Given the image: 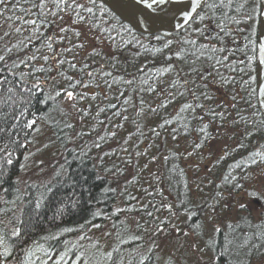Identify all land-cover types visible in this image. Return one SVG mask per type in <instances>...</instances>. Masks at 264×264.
Returning <instances> with one entry per match:
<instances>
[{"label":"trees","instance_id":"16d2710c","mask_svg":"<svg viewBox=\"0 0 264 264\" xmlns=\"http://www.w3.org/2000/svg\"><path fill=\"white\" fill-rule=\"evenodd\" d=\"M207 2L212 3L213 0ZM5 3L7 7L0 12V37H3L0 40V55H4L10 65L12 60L19 63L29 49L35 51L39 48L35 62L39 66L43 63L39 56L46 53L47 49L34 36L33 43L28 48H23L30 33L16 31V28L23 27V20L16 19L23 15L20 8L30 5H26L25 0H5ZM15 5L19 6L14 7ZM49 7L56 11L51 4ZM251 7L249 3L248 8ZM216 15L219 16V13ZM65 20L71 24L68 17ZM198 26L199 24L193 25ZM73 27L80 32V36L69 33L65 40L58 41L54 47L83 44V48H73L72 53L64 54L66 63L61 70L65 75L76 77L78 70L87 64L84 71H93L95 75V80H85L89 86L83 89L85 99L78 102L77 107L81 110L79 116L67 103L58 106L52 102L45 104L33 101L31 113H38L42 118L32 129L25 128V121L36 117L25 115L19 121L13 119L18 115L17 103L21 100L17 76L7 71L0 74V128L4 129L0 132V149H4L0 152V157L11 153L13 160L11 165L4 166L5 170L0 175V209L4 210L0 211V221L4 222L0 228L4 229L5 239L14 250L10 264H158L154 249L144 248V239H138L140 235L125 224L124 216L129 211L128 208L122 209L123 204L119 200L123 186L126 192L136 195L137 200L145 196L144 202L139 204L146 205L152 198L155 187L150 185L146 188L143 184L140 186L132 179L119 186L117 178L121 177L120 174L128 166L134 163L140 166L143 160L153 158L155 165L164 172L166 183L162 188L175 193L177 207L187 213V220L191 224H199L201 206L215 204L217 193L232 192L236 182L244 185L255 169L264 167V160L255 155L257 152L264 153V120L255 107H250L241 99L246 98L247 93L240 83L239 72L220 68L224 76L234 77L235 82L229 83L226 88L218 87L219 80L213 73L208 79L215 83H209L208 89L203 88L198 75L189 73L191 67L204 70L210 63L206 57L196 59L199 56L196 49L206 40L194 32L190 35L182 33L181 36L184 40L196 39V46L178 41L175 33L172 37L173 44L160 54L154 49L161 48L162 44L152 39L153 35L138 33L129 24L121 19H114L111 15L103 23H98V28L94 27L92 31H88L84 25ZM238 27L244 28L246 25ZM124 28H130L131 32ZM85 29L92 35L83 36ZM46 31L50 33L51 29ZM5 33L9 35L5 36ZM56 35L63 34L57 32ZM242 40L243 36L238 37L236 44H241ZM178 43L184 50L180 58L173 55L178 50ZM212 43L215 44V41ZM5 46L11 48L12 52L8 53ZM93 49L100 54H94ZM73 56L76 57L75 60ZM170 56L171 59L165 63ZM241 58V54L237 53L235 58L230 56L229 62L236 63ZM68 61L76 63L77 69L69 68ZM169 64L172 65L171 71L158 74L160 69ZM20 70H24V65L20 66ZM18 71L13 70L16 73ZM101 71L110 72L111 75L101 76ZM57 80L61 81L59 86L64 87L66 81L59 76ZM105 80L107 84L104 83ZM184 80L189 83L184 85ZM128 81L132 83L129 84ZM154 83L155 91H148ZM184 87H196L198 94L200 91H207L213 99L205 101L201 98L205 108L211 107L217 112L225 113L223 118L205 117L204 123L208 124L206 134L199 131L203 124L192 120L189 113L179 112L182 103L191 100V94L186 97L176 95L170 103L160 94L165 88L175 94L183 91ZM9 89L12 91L9 92ZM232 95H236L235 101L231 99ZM141 100L143 104L140 103ZM3 101L7 103H2ZM162 103L167 106L158 107ZM250 103L258 106L255 97ZM111 104H116L117 108L112 109ZM223 105L227 107L224 108ZM151 109L157 110L153 112ZM116 111L120 112L119 116L114 115ZM74 117L78 118L77 121H86L88 126L81 133L74 134L76 137L72 136L75 131ZM42 120L47 121L54 142L62 152L61 163L48 180H22L21 165L27 143ZM165 120L171 122L164 124ZM66 124H71L72 127H65ZM77 138H81L83 143L80 144ZM222 139L225 143L214 151L213 144ZM95 144L100 147H95ZM197 144L200 147H196ZM253 158L257 160L256 164L251 163ZM185 160H190L198 168L205 167L198 180L201 184L194 186L195 196L201 197V189L205 193L210 187L209 190H212V196L215 197L212 201H196L192 198L195 196L184 171L187 166ZM237 164L240 167H236ZM225 177L228 180L235 177L236 180L229 184ZM240 190L236 189L235 193ZM126 192L124 203L132 207L136 201L130 199ZM161 196L163 194L159 193L158 197ZM166 200L162 201L167 203ZM37 203L40 204L39 208L36 207ZM167 204L172 203L168 201ZM152 213L156 217L158 211L153 210ZM104 224H108L110 233L106 242L98 241L92 236L93 231ZM14 227H21L20 238L10 235ZM231 230L236 232V238L234 243L231 242L230 257L237 253V246L243 248L242 252L248 253L246 261L264 251L261 229L244 228L240 224ZM221 235L216 233L218 242L223 238ZM217 240L211 245V252L217 251ZM217 247L226 252L221 244ZM180 261L188 264L187 259Z\"/></svg>","mask_w":264,"mask_h":264},{"label":"snow or ice","instance_id":"6c2138e0","mask_svg":"<svg viewBox=\"0 0 264 264\" xmlns=\"http://www.w3.org/2000/svg\"><path fill=\"white\" fill-rule=\"evenodd\" d=\"M110 0H25L26 5L30 7H21L20 11L23 13L22 16L16 19L23 20V27L16 28L17 32L22 30L28 31L30 36L27 43L23 44V48H28L29 44L33 43V36L39 42H41L42 47L47 49V52L41 54L39 59L43 61L39 66L35 63L38 59L37 53L40 49L37 48L35 51L29 49V52L25 55L23 59L19 60L17 63L12 60L11 64H8L6 57L0 55V74L7 71L17 76V84L20 87L21 100L17 103L18 115L13 117L14 120L19 121L25 115H34L36 118L29 119L25 121L24 127L27 129H32L42 117L38 113H31V107L33 101L36 103H56L58 106L62 103H67L73 110L76 111L77 115L80 114V109L77 107L78 102L85 99L83 94V89L87 88L89 85L85 83L86 79L95 80V75L93 71L85 72L84 69L88 67L84 64L79 70L76 77L72 75H65L64 71L61 70L62 65L66 63L65 53H72L73 48H83V44L70 45L65 48H56L54 45L58 41H63L68 37L69 33H74L77 37L80 36V32L76 30L75 26L84 25L87 27L88 31H92L94 27L98 28V23H103L108 16H113L114 19H119L113 12V8L121 11L122 14H130L131 18L135 21L137 25L141 22L146 25L151 32H153L152 39L162 44L161 48H155L156 53L163 54L164 50L169 49L173 44L174 40L171 36L165 34L161 35L162 30H167V32H176V39L183 44H189L192 46L197 45L196 39L184 40L181 34L190 35L191 32L196 33L200 37H204L206 42L200 44L196 52H199V56L196 57L199 60L201 57H206L210 62L207 68L201 70V68L191 67L189 68V73L193 75H198L204 89H208L209 83H215V81H209V77L215 73L217 79L219 80L218 87L226 88L229 83L235 82L234 77H226L220 72V68H229L232 72H239L241 74L240 83L242 84L247 97H241L248 103L250 107H255L256 111L264 113V79H262V69H264V0H213L212 3H208L207 0H111V7L109 6ZM251 3L252 7L249 9L248 5ZM52 5L56 11L52 10ZM15 5L14 7H18ZM7 7L5 0H0V12H2ZM207 9V11H205ZM219 13V16L216 13ZM99 14V15H98ZM33 17V18H25ZM65 17L71 20L69 24ZM11 19V17H9ZM111 21H109L110 23ZM64 26L61 27L60 25ZM199 24L198 27H193V25ZM240 25H246V27H238ZM121 27H124L121 25ZM43 29V30H42ZM47 29H51V32H47ZM125 31L131 32L130 28H124ZM177 30H179L177 32ZM59 32L63 35L57 36L56 33ZM9 33H5L8 36ZM243 36L241 44H236L238 37ZM3 37H0L2 40ZM215 41V44L212 43ZM8 53L12 52L11 48H7ZM176 51L173 55L177 58L181 57L184 51L180 47V43L177 44ZM93 53L99 55L95 49ZM237 53L241 54L242 58L236 63H230V56L235 58ZM195 55V53H193ZM10 58V57H9ZM73 56V60H75ZM171 59V56L165 60V63ZM24 65V70H20V66ZM68 67L76 70L77 64L68 61ZM19 70L18 73L13 72V70ZM172 70V65L169 64L168 67L159 70L158 74L169 72ZM251 73H254L251 74ZM101 76H110V72L99 73ZM179 75V73H178ZM57 76L61 77L66 83L64 87H60V80H57ZM244 77H247L246 79ZM205 81H208L205 83ZM107 84V80L104 81ZM132 83V81H128ZM161 83H163L161 81ZM184 85H187L189 81L184 80ZM195 85V80L192 81ZM99 87V85H97ZM110 88L111 85H108ZM171 87V85L169 86ZM12 89H9L11 92ZM148 91H155V83L149 87ZM47 92V95L45 93ZM54 93V94H53ZM39 94V96L37 95ZM165 100L170 103L171 99H175L176 95L186 97L191 94V100H186L182 103L179 112L189 113L191 119L203 124V127L199 129L201 133H205L208 128V124L204 123L205 117H211L215 119L216 117H224V111L217 112L215 109L208 107L205 108V104L201 101L212 100L213 97L208 94L207 91H200L199 94L196 91V87L187 88L184 87L183 91H178L175 94L169 92L168 89H162L161 93ZM121 95H123L121 93ZM255 97L258 100V106L251 105V99ZM62 98V99H61ZM231 99L235 101L237 99L236 95H232ZM2 103H7L3 101ZM13 103H16L15 101ZM127 103V100L125 101ZM143 104V101H140ZM23 105V106H21ZM166 103L158 105V107H166ZM235 107V104L232 105ZM112 109H116V104H111ZM224 108L227 105H223ZM157 109H151L155 112ZM103 111V109H101ZM114 115L119 116L120 112H114ZM171 121L165 120L164 124H168ZM163 126V125H161ZM65 127H72L71 124H66ZM4 129L0 128V132ZM110 135H115V133H110ZM100 139H103L101 137ZM95 147H100L99 144H95ZM196 147H200L197 144ZM127 151V149H124ZM4 149H0L3 152ZM139 155V153H137ZM256 156H260L261 160H264V153H255ZM0 175H2L5 165H11L13 160L11 158V153H8L4 157H0ZM252 164H256L257 160L255 158L251 161ZM23 168L24 165H21ZM145 167H147L145 165ZM236 167H240L239 164ZM119 171V169H118ZM236 178L232 177V180H228L225 177V181L229 184L235 181ZM236 189H244L242 182H236L234 189L229 193V196L235 195ZM246 194L250 197H259L260 193L254 188L244 189ZM147 193V190L145 189ZM222 193H217V197H222ZM130 199L136 200V197L131 196ZM220 199H216L215 204L209 206L212 213H215L216 207L219 206ZM36 207L39 208L40 204L37 203ZM140 207L146 208L147 205L141 204ZM153 207H155L153 205ZM246 204L240 203L239 208L245 209ZM167 209L172 213V216L178 215V210H173L172 205L165 202H161L159 208ZM0 211H4L0 209ZM122 211V209H118ZM149 217L153 218L154 227L150 229L152 236L150 243L155 248H160L159 241L167 239L165 233L170 236L172 233L188 235L189 233H181V229L175 226L166 228V224L171 223V218H166L165 220H158L157 217L153 216L151 211L146 213ZM15 218V217H14ZM213 217L209 216V220ZM4 222L0 221V225ZM6 227V225H5ZM94 227H99V225H94ZM214 230L220 232L221 229L214 225ZM70 231V229H69ZM146 231H149L146 229ZM12 237L20 238L22 235L21 227H14L10 233ZM140 237H138L139 239ZM192 247L199 251V247L193 243ZM0 264H10L13 257V248H11L4 235V229L0 228ZM49 259H53L49 257ZM150 259V258H147ZM211 259H214L211 258Z\"/></svg>","mask_w":264,"mask_h":264},{"label":"rangeland","instance_id":"374dc122","mask_svg":"<svg viewBox=\"0 0 264 264\" xmlns=\"http://www.w3.org/2000/svg\"><path fill=\"white\" fill-rule=\"evenodd\" d=\"M5 27L8 26L5 25ZM89 34L91 33H89L86 29L83 31V36L89 37ZM99 43L101 44L102 42ZM73 119L74 121H72L75 124V131H73L72 136L76 137L74 134L81 133V130H86L88 126L86 121H77L76 119L78 118L75 117ZM79 129L80 131H78ZM77 140L80 141V144L83 143L81 138H77ZM224 143V139L218 140L215 144H213L212 149L217 151ZM152 154L153 152H151V155ZM61 157L62 152L54 142L49 125H47V121H40L32 135V138L29 143H27V149L22 164L24 167L22 174H20L21 179H29L33 181L48 180L53 171L59 167ZM152 160L153 158L145 159L141 162L140 166L136 163L128 166L124 173L120 174L121 177L117 179L119 186H121L120 183L124 184L128 180L132 179L135 183H139L140 186L143 184L146 188H149L150 185L155 187L152 198L146 203V208L142 209L140 207L141 204H139L140 202H144L145 196H141V198H143L142 201L141 198L139 200L136 198V202L132 205V207L124 203L126 201L124 194L126 189H123L125 188L123 186H121L123 191L120 193L121 195L119 196V200L121 204H123L122 209L128 208L129 211L124 216L126 219L125 224L128 225L130 230H135L138 235H140V238L144 239V248L154 249L158 264H166L167 262L169 264H181L182 262L180 260L183 258L187 259L188 264H264V251L254 255L246 261L245 258H249L248 253L246 251L242 252L243 248L237 246L235 247L237 253L234 257H230L231 242L234 243V238H236V232L231 229L237 225L242 224L244 228L248 227L261 229V231H263L262 237L264 243V167L255 169L251 178L244 184V189L251 190L254 188L257 190L260 193L259 197L254 198L248 196L244 189H241L233 196H229V191H221L220 193H222L223 196L217 198L220 199V204L216 207L215 213L211 212L209 205L201 206L200 223L191 224L187 220V213L183 212V210H179L177 207L175 193H171L166 188H162L166 183V180L164 179V172L161 171L160 167L157 164L155 165ZM185 164L187 166L184 171L188 178V182L191 184L190 188L193 190V195L195 196L196 187L194 186H199V184H201L198 180L201 178V173L205 167L201 166V168H198L197 165L193 166V163H191L190 160H185ZM191 164L192 166H189ZM145 165L147 167H145ZM157 189H159V191ZM209 189L211 188L209 187L205 193L204 191L202 192L201 189V197H198L197 195L192 198L196 199V201L199 199L203 201H205V199L206 201H212L215 197L212 196V190ZM126 193H128L130 197L133 196L130 192ZM159 193L163 194V197H158ZM134 197H136V195H134ZM164 199H167L172 203L171 205L173 210H178V215L172 216L170 211L160 208L158 213L155 214L158 220H165L170 217L171 223L166 224V228L175 226L181 229V233L189 234L182 235L172 233L168 236L167 233H165L167 239L159 241L161 245L160 248H155L150 243L152 236L150 229L154 227L153 219L146 213L159 208L161 202H163L162 200ZM167 200L166 202L168 203ZM240 203L246 204L247 207L245 209L239 208ZM153 205L155 207H153ZM209 216H212L213 219L209 220ZM214 225L221 229L219 234H222L221 238H223L219 242L216 237L217 232L214 230ZM146 229L149 231H146ZM108 230V224H104L96 231L94 230L92 236L98 239V241L102 240V242H106L110 237ZM216 240L217 246L221 244L226 249V252H222L220 247L217 246V251L215 253L211 252L210 247L211 245H214L213 243ZM206 241L210 242L207 243ZM193 243L199 247V251L192 247ZM169 257L176 259V261ZM213 257L214 259H211ZM225 257H227V259L224 260Z\"/></svg>","mask_w":264,"mask_h":264},{"label":"water","instance_id":"95a60500","mask_svg":"<svg viewBox=\"0 0 264 264\" xmlns=\"http://www.w3.org/2000/svg\"><path fill=\"white\" fill-rule=\"evenodd\" d=\"M109 6L110 7L112 6L111 5V0L109 2ZM113 12H115V15L117 17H119V19H121L123 22L129 24L136 32L142 33V34H149V35H153L154 34L153 32H151L149 30V28L146 25H144L143 22H141L139 25H137L135 23V21L131 18L130 14H127V13L122 14L121 11L116 9V8H113ZM261 26L264 27V24H262ZM178 31L179 30H177V32ZM175 33L176 32H167V30H162L160 34L161 35L167 34V35L172 37ZM261 39H264V37H261ZM262 73H264V69H262ZM262 79H264V75H262ZM257 104H258V100H257ZM260 114H261V116H262V118L264 120V113L260 112Z\"/></svg>","mask_w":264,"mask_h":264}]
</instances>
